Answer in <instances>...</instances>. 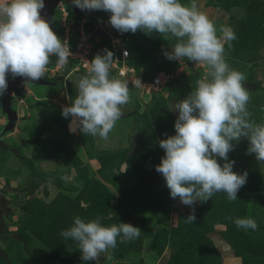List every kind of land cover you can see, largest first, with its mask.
Masks as SVG:
<instances>
[{
	"label": "rangeland",
	"instance_id": "obj_1",
	"mask_svg": "<svg viewBox=\"0 0 264 264\" xmlns=\"http://www.w3.org/2000/svg\"><path fill=\"white\" fill-rule=\"evenodd\" d=\"M196 3L218 36L222 26L234 30L236 39L230 48L225 44V59L246 76L251 119L264 121V0ZM109 16L60 0L52 29L72 55L63 66L51 57L45 83L20 80L17 93L10 94L15 119L11 129L0 131V250L7 258L0 256V264H264V163L247 154V139L234 142L228 154L233 171L247 172L235 201L221 192L206 203L183 205L170 197L156 171L164 155L159 140L175 134L174 106L205 78L206 69L186 59H167L164 51L175 39L140 30L120 33ZM119 48L127 49V63L143 79L164 71L170 81L139 89L111 68V77L128 82L130 101L108 139L70 132L71 117L62 115V107L75 99V82L86 73L77 56L86 50L90 61L105 50L117 55ZM5 123L0 96V129ZM193 211L196 220L189 223ZM77 215L86 221L100 217L105 225L131 223L141 235L127 243L117 238L110 260L85 262L75 242L60 235ZM244 217L254 219L258 229L237 228L234 219Z\"/></svg>",
	"mask_w": 264,
	"mask_h": 264
},
{
	"label": "clouds",
	"instance_id": "obj_2",
	"mask_svg": "<svg viewBox=\"0 0 264 264\" xmlns=\"http://www.w3.org/2000/svg\"><path fill=\"white\" fill-rule=\"evenodd\" d=\"M80 10L110 13L109 24L120 33L138 30L159 33L165 40L175 39L164 55L169 60L186 59L203 66L206 76L174 106L178 116L175 134L159 140L164 150L156 171L164 177L172 199L192 207L206 203L216 193H226L229 201L247 182V172L233 171L234 161L228 154L234 142L247 139V154L264 163V121L251 119V99L244 85V73L230 67L225 59V44L230 48L236 39L233 29L216 25L198 8L196 0L185 5L181 0H73ZM44 0H0V96L13 79L38 81L45 76L51 57L63 66L72 55L41 15ZM113 53L96 54L86 65V73L75 82L76 97L62 107V115L71 117L69 131L107 140L122 117V106L129 103L127 81L111 77ZM142 86L140 79L132 81ZM220 158L225 161L222 165ZM194 211L187 216L194 223ZM237 228L256 231L257 222L235 218ZM60 235L75 242L82 261L111 259V250L120 243L138 239L141 229L131 223L105 225L100 217L85 220L73 217V223Z\"/></svg>",
	"mask_w": 264,
	"mask_h": 264
},
{
	"label": "built area",
	"instance_id": "obj_3",
	"mask_svg": "<svg viewBox=\"0 0 264 264\" xmlns=\"http://www.w3.org/2000/svg\"><path fill=\"white\" fill-rule=\"evenodd\" d=\"M79 48V46H78ZM83 53L79 54L78 57V64L79 67L86 71V65L89 63L87 58L86 50H82ZM117 55L113 56L114 60L112 63L111 68L115 70V73L118 76L124 77L126 80H129L131 83L134 80L140 79L142 82V86L139 89L148 90L149 88L155 89L157 87L163 86L167 84L171 76L164 72V71H157L156 73L152 74L150 79L147 81L143 79L142 75L130 64L127 63L128 59V51L126 48H119L117 51Z\"/></svg>",
	"mask_w": 264,
	"mask_h": 264
},
{
	"label": "water",
	"instance_id": "obj_4",
	"mask_svg": "<svg viewBox=\"0 0 264 264\" xmlns=\"http://www.w3.org/2000/svg\"><path fill=\"white\" fill-rule=\"evenodd\" d=\"M62 1L73 9H79L78 7H76L73 4V0H62ZM58 2H60V0H44L45 7L41 10L42 17L49 22L51 28H52V22L51 21H52V17H53V11H54V8L56 7V5L58 4ZM14 80H15L14 82L11 81L9 76H8V88H7L8 92H7V94L4 93L1 96V109L3 112L6 113V122H7V126L9 129L12 128V124H13V121L15 119V112L8 107L9 100H10L9 96H10L11 92L17 93L16 83L20 80H25V79L22 77H19V79H14ZM28 82H31V81H28ZM33 82L34 83H45V80L41 78L40 80L33 81ZM133 138H134V134L130 136L131 142L133 141ZM237 166L241 168L242 164L237 163ZM0 256H2L5 261L7 260L6 254L4 252H2V250H0Z\"/></svg>",
	"mask_w": 264,
	"mask_h": 264
},
{
	"label": "trees",
	"instance_id": "obj_5",
	"mask_svg": "<svg viewBox=\"0 0 264 264\" xmlns=\"http://www.w3.org/2000/svg\"><path fill=\"white\" fill-rule=\"evenodd\" d=\"M7 92H8V90L5 92L6 94H7ZM10 97V96H9ZM5 129H8L7 128V123H5L2 127H1V129H0V131H4ZM1 133V132H0ZM1 143V142H0ZM2 144V143H1Z\"/></svg>",
	"mask_w": 264,
	"mask_h": 264
}]
</instances>
